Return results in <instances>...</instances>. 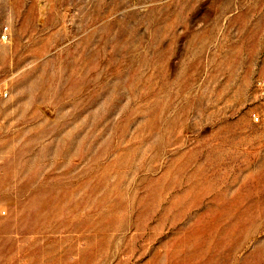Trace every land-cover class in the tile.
Returning a JSON list of instances; mask_svg holds the SVG:
<instances>
[{"label":"rangeland","instance_id":"rangeland-1","mask_svg":"<svg viewBox=\"0 0 264 264\" xmlns=\"http://www.w3.org/2000/svg\"><path fill=\"white\" fill-rule=\"evenodd\" d=\"M0 264H264V0H0Z\"/></svg>","mask_w":264,"mask_h":264},{"label":"built area","instance_id":"built-area-1","mask_svg":"<svg viewBox=\"0 0 264 264\" xmlns=\"http://www.w3.org/2000/svg\"><path fill=\"white\" fill-rule=\"evenodd\" d=\"M255 120H258V117L257 116L255 117Z\"/></svg>","mask_w":264,"mask_h":264}]
</instances>
